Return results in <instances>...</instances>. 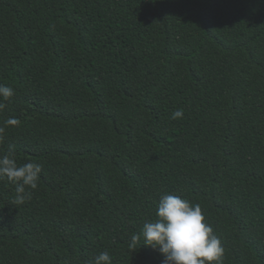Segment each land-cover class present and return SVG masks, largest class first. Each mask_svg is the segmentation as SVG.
Segmentation results:
<instances>
[{"label": "trees", "instance_id": "1", "mask_svg": "<svg viewBox=\"0 0 264 264\" xmlns=\"http://www.w3.org/2000/svg\"><path fill=\"white\" fill-rule=\"evenodd\" d=\"M0 84V155L42 165L0 181V264H162L129 245L165 194L264 264V0H0Z\"/></svg>", "mask_w": 264, "mask_h": 264}, {"label": "clouds", "instance_id": "2", "mask_svg": "<svg viewBox=\"0 0 264 264\" xmlns=\"http://www.w3.org/2000/svg\"><path fill=\"white\" fill-rule=\"evenodd\" d=\"M14 96L12 87L0 84V111L6 107L5 101ZM183 109L172 113L171 119L183 118ZM15 117L4 121L0 127L19 125ZM42 165L27 162L18 165L13 146L0 155V181L15 185L14 205H22L32 197V191L38 188ZM156 219L143 224L140 233L130 238V249L135 251L143 238V245L158 250L163 255L162 264H224L225 248L213 227L206 222L199 203L192 204L188 199L171 194L160 197L155 212ZM88 264H112V256L105 250L96 255Z\"/></svg>", "mask_w": 264, "mask_h": 264}]
</instances>
